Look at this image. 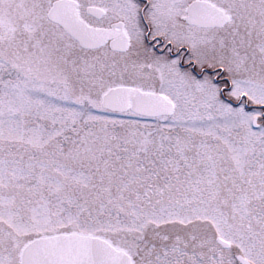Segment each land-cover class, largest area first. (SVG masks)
<instances>
[{
	"label": "snow or ice",
	"instance_id": "snow-or-ice-1",
	"mask_svg": "<svg viewBox=\"0 0 264 264\" xmlns=\"http://www.w3.org/2000/svg\"><path fill=\"white\" fill-rule=\"evenodd\" d=\"M0 264H264V0H0Z\"/></svg>",
	"mask_w": 264,
	"mask_h": 264
}]
</instances>
